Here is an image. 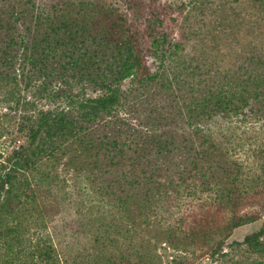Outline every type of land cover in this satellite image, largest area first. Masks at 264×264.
<instances>
[{"label":"trees","instance_id":"1","mask_svg":"<svg viewBox=\"0 0 264 264\" xmlns=\"http://www.w3.org/2000/svg\"><path fill=\"white\" fill-rule=\"evenodd\" d=\"M136 1L125 0L132 7L137 5ZM149 1L153 5V0ZM2 3L0 85L17 83L18 67L22 70L21 78L27 67L32 68L34 78L43 80L44 91L54 82L60 85L55 97L65 103L63 108L23 115L17 137L24 142L7 157L8 167L1 166L0 250L11 257L4 259V264H14L11 254L18 248L15 245L20 246V219L30 211L26 205H37L34 187L26 178H19L40 170L44 162L57 164L68 158L72 166L75 161L83 162L80 170H85L82 166L91 171L101 167L106 175L111 167L119 168L131 161L134 171L120 172V176L96 192L112 201L118 212L126 214L132 207L151 211L156 201L169 197V190L175 191L187 181L198 182L202 192L215 194V202L222 209L248 205L251 197L243 168L215 140L212 127L232 118L264 119V23H260L264 22V16H260L264 14V0H234L230 5L218 0L216 5L212 4L211 28L220 25L217 33L227 39L231 37L233 44L245 43L250 38L245 44L253 49L235 71L229 70L211 83L201 79L197 81L198 89L189 83L188 94L187 80L209 75L208 68L201 72L179 62L180 75L185 79L180 81L176 77L174 89L164 75L152 74L145 60L148 53L162 62L173 60L180 49L179 44L168 42L165 34L145 46L144 40L150 35L147 31L156 22L166 21L164 17L155 18L154 23L148 20L146 28L139 30L132 24L127 26L126 15L115 14L114 9L102 10L103 17L98 21L83 23L69 16L51 19L34 12L23 17L16 9L17 1L2 0ZM161 10L160 15L167 16V9ZM150 15L154 16V12ZM22 19L23 31L16 26ZM87 39L95 44V49L86 45ZM126 80L131 84L128 92L122 90ZM152 87L160 102L148 110L144 124L134 127L120 117V111L128 104L129 95L140 90L147 94ZM129 151L134 156H129ZM137 167L139 173L135 171ZM161 172L166 173L164 181ZM121 180L132 189L131 194ZM259 213L234 211L221 226L222 237L216 241L212 255L221 254L231 231L263 218L261 228L246 236L242 245L248 253L263 258L257 264H264V216ZM95 243L98 246V240ZM132 250L135 259L147 263L142 250ZM29 257L32 264H61L48 239L37 242ZM181 259L173 258L170 264H182ZM107 261L114 263L112 258Z\"/></svg>","mask_w":264,"mask_h":264},{"label":"rangeland","instance_id":"2","mask_svg":"<svg viewBox=\"0 0 264 264\" xmlns=\"http://www.w3.org/2000/svg\"><path fill=\"white\" fill-rule=\"evenodd\" d=\"M14 1H17L16 9L22 12L23 17L34 12L48 15L51 19L69 16L83 23L98 21L103 17L102 10L114 9L115 14L126 15L127 26L132 24L139 30L146 28L148 20L154 23L155 18L162 20L164 17L166 21L161 24L156 22L152 30L147 31L150 35L144 40L145 46L149 47L153 38L165 34L168 42L179 44L180 49L173 60L162 62L149 53L145 55V60L150 72L164 75V80L172 82L174 89L177 87L174 86L176 77L180 81L185 79L182 73L180 75L179 62L201 72L208 68L209 75L205 73L200 79L187 80V94L189 83L198 89L197 81L201 79L204 83H211L221 74L235 71L253 49L245 44L250 42V38L245 43L237 41L233 44L230 43L231 37L227 39L217 33L220 25L211 28L209 19L214 10L210 9L218 0H153V5L149 0H137L134 7L125 0ZM225 1L230 5L234 0ZM3 6L0 0V9ZM163 7L167 9V16L160 15ZM152 11L154 16L150 15ZM22 21L16 24L21 31L24 30ZM86 45L92 47L91 50L95 49V44H91L89 39ZM31 70L27 67L21 78L22 70L18 67L15 72L17 83L0 85V172H3L1 166L8 167L6 159L13 148L24 142L17 137L21 117L65 106L63 99L55 97L60 85L54 82L44 91L41 86L43 80H36ZM27 77L30 79L27 80ZM130 87L129 80L122 83L125 92ZM90 91L87 93L90 94ZM154 91L152 87L147 94L140 90V93L135 91L129 95L128 104L124 111H120V117L134 127L144 124L148 110L160 102L159 94L154 95ZM212 129L215 140L226 148L233 160L241 164L249 185L248 197L251 198L248 205L238 208L240 214L255 211L264 216V119L243 121L232 118L220 121ZM128 154L134 156L132 151ZM131 163L127 160L124 166L111 167L109 173L103 175L101 167L91 171L82 166L85 170H80L83 162L75 161L72 166L66 158L57 164L44 162L40 170L20 176V180L26 178L34 187L37 205H26L30 211L20 219V246L15 245L18 248L13 249L15 252L11 254L14 264H32L29 256L37 242L44 239L53 244L61 264H143L134 258L132 248L144 252L146 264H170L173 258L178 257L183 258L182 264H257V261H263L262 257L248 253L246 246L242 245L246 236L261 228L263 218L231 231L221 254L212 255L216 241L222 237L221 226L238 209H222L215 202V194L202 192L198 182L187 181L175 191L169 190V197L156 201L151 211L132 207L127 214L118 212L112 201L96 193L97 188L120 176V172L127 174L132 169ZM135 171L139 173L140 168ZM161 176L164 181L166 173L161 172ZM174 178L176 180L177 176ZM121 182L131 194L132 189L123 180ZM139 212L147 215H140ZM95 240H98V246H95ZM0 251V264H4L3 260L11 257L5 250ZM108 258H112L114 263H108Z\"/></svg>","mask_w":264,"mask_h":264}]
</instances>
